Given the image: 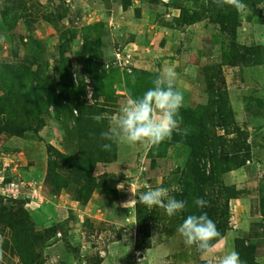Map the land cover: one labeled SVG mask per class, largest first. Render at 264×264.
Returning <instances> with one entry per match:
<instances>
[{
	"label": "rangeland",
	"instance_id": "rangeland-1",
	"mask_svg": "<svg viewBox=\"0 0 264 264\" xmlns=\"http://www.w3.org/2000/svg\"><path fill=\"white\" fill-rule=\"evenodd\" d=\"M108 1L109 4L107 5L104 0H63L61 3L53 2L51 4L46 0H16L14 3L15 11L18 7L19 9L15 14L20 15V18L16 21L13 18L14 15H10L9 18L11 22L14 20L16 28H11L8 34L0 37V43H2L1 65L3 59L14 64H26L31 56H36V52L26 44L30 41L27 35L33 36V39L39 43L38 46H41L40 57L41 62H43L41 73L55 86L59 80L60 66L57 64V54L61 31H70V34H73L72 43L65 52V56L70 57L73 68H81L80 64L76 62L75 54L84 50L85 41H87L91 55L95 57L90 67L97 74H102V72L105 74L102 80L104 94L99 98L103 110L99 116L102 115L101 117H105L108 121L107 130L111 126L112 118L127 99L129 93L141 86H135L137 78V82H139V78L146 77L150 80L149 82H152L155 75H159L168 67L173 68L176 72L178 67L181 69L182 64L193 63L197 60L199 44H197L195 36L188 44L182 40L181 45L178 44L181 52H177V48H174L175 46L169 42H173L172 40L179 42L178 33L175 32L170 36L171 32L167 30V35H160L155 29L151 30V27L155 25L154 13L147 12L145 17L137 16L138 4L134 1L138 2V0H132L131 6L126 10H124V0ZM164 1L162 3L171 2V4L174 1L173 3L182 5L189 12L199 11L207 7L206 0ZM3 5V0H0V7ZM254 9L245 5L238 10V27L232 43H230V37L226 33H222L219 27L212 26L215 33L213 37L216 54L208 65L212 67L214 65L216 67L217 63L219 65L215 71L211 67L208 75L219 69V77L214 74L216 75L215 78L217 81L220 80L221 89L227 93L229 106L241 129L243 127L240 123L242 112L246 107L252 105L253 99L262 100L261 113L264 115V0L260 3L257 2ZM61 11L65 13L64 18L52 26L46 19L52 15L57 17ZM45 17L47 18L45 19ZM139 19L143 21L138 25L135 24ZM204 24L210 25L207 20L204 21ZM194 31V35H198L202 32V27H196ZM146 33L147 35H145ZM132 34H141L137 37L139 43H134L125 49L127 46H124L125 39H128L129 35L133 36ZM142 34L147 39H143ZM20 35L23 36V41L19 39ZM168 40L170 41L168 42ZM241 46L256 47L260 50V62L256 66H245L240 62L233 66L228 64L229 60L227 59L221 58L219 60V53L230 51L229 57L232 58L234 53H238L237 49H240ZM99 55L100 58H98ZM191 55H194L195 58ZM188 68L186 67V70ZM31 69L36 71L37 66L33 65ZM0 70H2L1 66ZM195 71V67H190L188 74L185 72V75L192 77ZM145 72L149 75H146ZM212 77L213 74L210 78ZM2 78L4 79L3 73L0 80ZM73 80L76 85L78 81L74 74ZM83 80L84 95L81 100L86 99L87 104L91 106L94 102L92 97L91 99L88 98L87 89V82L91 84V81L87 76ZM3 82L1 81V83ZM182 83L178 86L184 87L182 93L187 96L185 101L188 104L191 99V85L185 81ZM3 93L4 90L0 84V96ZM248 100H251V103ZM64 110L56 117L53 109L50 108L49 117L44 118L46 123L39 135L45 143L31 141L24 137L0 134L1 204L10 206V201H18L24 198L29 222L33 223L36 231L45 229L52 224L69 222V235L71 237L69 242L73 248L79 249L78 255H76V252L66 248L58 240L60 239L59 234L54 237L53 242H51L52 245L49 244L48 247L42 248L41 261L44 264H91L96 260H101L100 264H209V260L211 264H218V258L223 255L228 244L218 242L209 254H199L194 247H187L184 244L177 231L184 220L183 216L178 213V218L172 221L174 217H168L164 210L158 207L151 208L155 209L158 220L152 222L150 248L139 251L134 247L138 238L135 212L139 203L137 202L139 195L146 191L148 186L152 188L164 187L168 189V194L172 197L174 192L178 193L180 191L179 186L170 183L169 176L175 173L177 169L183 168L184 161L188 156L185 149L181 150L175 146L167 147L164 160L168 162V174L156 179L143 180L140 175L145 171L144 163L146 160L155 157L157 147L146 149L137 146L132 148L115 143L117 149L115 162L98 164L93 171L94 178L103 177L102 175L107 174L124 179L125 182L122 183L124 188L118 190L116 187L117 200L113 205L114 208L103 210L97 206L99 203H105L99 189L94 190L87 199H83L79 203L70 201L64 191L57 189L51 183L49 176L47 146L50 145L54 151L66 155L77 150L75 141L70 142L68 138L69 135L74 134L77 139V132H74L76 125H78L75 120L77 113L75 111L71 115L68 110ZM11 119L18 121L21 126H25L29 120H32L31 117L27 118L18 112L11 116ZM84 126L88 127L87 124L82 123L81 127ZM246 131L248 138H250L253 131ZM216 132L218 136L220 135L227 140L235 137L234 134L232 136L225 135L224 131L219 128ZM81 141L85 142L83 138ZM240 157H245V154H241ZM51 158L54 159V156ZM234 170L236 169L233 167L229 172L223 174L222 182L225 186L235 187V185L229 184L230 181L225 182L226 175L233 173ZM57 172L63 174L61 170ZM7 178L11 181L6 182ZM223 202V199L220 200V205ZM229 204V228L223 237L231 233V238L239 232L232 226L236 227L241 217L239 215L234 216L235 214L231 217L232 212ZM12 206L17 207V204L12 203ZM88 220L91 224L90 228L84 225V222ZM9 235L10 231L0 223V247H2L3 241L8 242ZM229 246L231 247V245ZM0 260L3 262V258Z\"/></svg>",
	"mask_w": 264,
	"mask_h": 264
},
{
	"label": "trees",
	"instance_id": "trees-1",
	"mask_svg": "<svg viewBox=\"0 0 264 264\" xmlns=\"http://www.w3.org/2000/svg\"><path fill=\"white\" fill-rule=\"evenodd\" d=\"M15 1L3 0L4 5L0 7V25H2L0 26V37L8 34L11 28H16L14 20L11 22L9 19L10 15H14L15 21L20 18V15L15 14L19 9L18 7L15 11ZM46 1L51 4L53 2L61 3L63 0ZM151 1L156 2L157 0ZM105 2L107 5L109 4L108 0H104ZM173 2L172 4H165V6L179 8L180 16L173 21L176 27H189L207 20L211 26H217L222 33H226L231 39L230 43L235 39L239 20L238 10L231 7H218L214 0H206V8L189 12L182 5ZM257 2L260 3L262 0H242L244 5L253 9ZM124 3L128 4L129 0H124ZM64 14L61 11L57 17L52 15L48 19L45 17V19L52 26H55V23L64 18ZM22 37L20 35L19 39L21 41H23ZM27 38L30 41L26 44L36 52V56H31L26 64H14L7 59H3L0 65L2 69L0 70V76L3 73L4 77V79L0 80L4 90L3 95L0 96V134L24 137L31 141L45 143L39 133L45 126L44 118L50 115V108L53 109L56 117L65 111L64 109L68 110L71 115L76 111L78 114L75 120L78 125H76L74 132H77V139L74 134L69 135L68 138L70 142L75 141L77 150L66 155L56 150L54 151L50 145L47 146L51 183L57 189L64 191L70 201L76 203L87 199L94 190L99 189L105 199V203H99L97 206L103 210L114 208L113 205L115 200H117L116 187L118 184L124 183V179L107 174L102 175L103 177H93L96 165L112 163L117 158L115 143H112L110 151L101 149L102 144L110 143L101 139V133L107 131L108 121L105 117H102L100 121L93 119L94 116H99L103 110L99 103V98L104 94L102 88L104 72L97 74L90 67L95 57L91 55L87 41H85L84 50H81L82 52L79 54H75L76 62L80 64L81 68L72 67L71 59L65 56V52L72 43L73 34H70V31L63 30L60 34V45L57 54V64L60 66L58 71L59 80L55 86L41 73L43 65L40 57L41 46H38L39 43L33 39V36L27 35ZM128 42L125 39L124 46ZM1 49L2 43H0V52ZM237 50L238 53H234L235 55L232 58L229 57L230 51L219 53V60L221 58L223 60L227 59L229 60L228 64L233 66L238 62L245 66H256L260 62V50L258 48L241 46ZM98 58H100V55ZM33 65L37 66L36 71H32ZM217 66L215 67L214 65L215 68L212 66L204 68V86L195 88L192 99H190L188 104L184 102V107L180 110L183 118L181 126L187 129V134L183 137L173 134L171 140L156 146L155 157L146 160L144 163L145 171L141 173L140 177L143 180H149L168 174V162L164 160L167 147L175 146L181 150H187L188 156L184 161L183 168L177 169L175 173L169 176V182L180 188L178 193L174 192L172 194L173 197L177 200L186 201V208L180 212V216L185 219L190 214L198 215L200 212H207L209 218L215 222L217 229L223 236L229 228V201L237 199L243 194V191L234 186H225L222 182V176L233 167L238 169L244 166L246 160L240 155L248 154L251 151V147L248 142L246 126L244 125L242 129L239 127L235 115L229 106L227 93L221 89L220 80L217 81L215 78L216 75L219 77V69L215 73H211V75L213 74L212 78H210L211 75H208L210 68L212 67L213 71H215ZM73 74L78 81L76 85L73 80ZM145 74L149 75L146 72ZM85 76L90 79L93 88L92 100L94 103L91 106L87 104L86 99L84 101L81 100L84 95L83 79ZM157 76L158 74L152 80ZM1 81L4 82L1 83ZM135 81V86H141L131 92L133 96H140L153 86L147 77L139 78V82H137L138 78ZM250 101L248 100L249 103H251ZM252 101V105L246 107L248 113L253 118L263 115L261 113L262 100L253 99ZM16 112L27 116V118L31 117L32 120H29L25 126H21L18 121H12L11 119V116ZM80 123L81 126L82 123H85L88 127H81L79 126ZM218 128L224 131L225 135L232 136L234 134L235 137L227 140L220 135L218 136L216 132ZM81 138L85 142H82ZM53 156L54 159L51 158ZM59 170L63 174H59L57 172ZM8 181L11 180L7 178L6 182ZM195 198L207 200L209 206L204 209H198L193 204ZM222 199L224 202L220 205V200ZM1 203L0 201V223L4 225L5 229L10 231V235L7 238L8 242L6 240L3 241L2 247H0V258H3V262L9 264H44L41 261V250L44 247H48L49 244L52 245L51 242H53L54 237L59 234L60 239L58 240L66 248L76 252V255H78L79 249L73 248L69 242L71 238L69 235V222L52 224L45 229L36 231L33 223L29 222V215L24 206L26 204L24 198L18 201H10V206H4ZM12 203H16L17 207H13ZM178 215L173 216L172 221H175ZM155 220H158L155 209H149L142 203L137 204L135 221L137 223L138 238L135 241V249L140 251V249L150 248L151 226ZM84 225L89 228L91 226L89 220L85 221ZM214 243L217 244L218 242ZM234 249L239 253L240 259L244 264H259L255 260L254 245L247 243L243 237L235 238ZM3 262L0 260V264H4ZM100 262L101 260H96L91 264H100Z\"/></svg>",
	"mask_w": 264,
	"mask_h": 264
},
{
	"label": "clouds",
	"instance_id": "clouds-1",
	"mask_svg": "<svg viewBox=\"0 0 264 264\" xmlns=\"http://www.w3.org/2000/svg\"><path fill=\"white\" fill-rule=\"evenodd\" d=\"M214 2L218 7H231L236 10L245 7L242 0H214ZM176 80L177 73L173 68L168 67L160 72L152 81L153 86L142 95L133 96L129 93L112 118L110 128L101 133V139L110 142L102 144L101 149L110 151L112 143L150 149L171 140L173 134L185 136L187 129L181 126L183 118L180 114L181 108L184 107V96L176 88ZM101 118V116L93 117L96 121H100ZM123 188L124 184L117 185L118 190ZM137 202L149 209L152 207L163 209L168 217H173L186 208V201L169 196L168 189L164 187L148 186L147 190L139 195ZM193 204L198 209L209 206V202L203 198H195ZM177 231L184 244L187 247H194L201 255L212 252L216 247L214 242L224 240L207 212L188 215ZM218 264H244V262L233 248L218 258Z\"/></svg>",
	"mask_w": 264,
	"mask_h": 264
},
{
	"label": "crops",
	"instance_id": "crops-1",
	"mask_svg": "<svg viewBox=\"0 0 264 264\" xmlns=\"http://www.w3.org/2000/svg\"><path fill=\"white\" fill-rule=\"evenodd\" d=\"M131 2L132 0H129L128 4L125 3L124 10L131 6ZM134 2L138 4V8L136 9L137 16L141 15L145 17L147 16V12L154 13L155 25L151 27V30L155 29L160 35H167V30L171 32L170 36L175 34V32L178 33L179 42L175 40L171 42L168 40L170 44L175 46L174 48H177V52H181L178 44L181 45L182 40L184 43L188 44L195 36L197 44L199 43L197 48L198 55H196L197 60L188 65L182 64L181 69L178 67L175 85L178 90L181 89L180 91L184 92V87H182V85L179 87L178 85L183 84L182 82L184 81L189 83L191 85L190 97L192 99L195 88L204 86L203 70L205 67L210 66L208 64L216 54L213 27L211 25L206 26L204 22H201L189 27L179 28L173 23V21L180 16L179 8L165 6V4H171V2L162 3L165 2L164 0H157L156 2L151 0H138V2ZM160 8H163L164 11L160 10ZM142 21L143 20L139 19L135 24L138 25ZM200 26L202 27V32L198 35H194L195 28ZM147 33L145 35H147ZM132 35L133 36L129 35L127 37L129 42L125 49L134 45V43H139L137 37L141 34ZM145 35H143L144 37L142 36L143 39H147ZM191 57H194V55H191ZM189 66L195 67L196 69L192 77L190 75H185V72L188 74ZM186 67L189 68L186 70ZM185 98H187V96H184V102L186 104ZM241 117L240 123L243 127L245 125L246 130L253 131L251 137L249 136L250 138H248L250 146L251 144L253 145L251 146V151L243 157L246 160L245 165L234 170L233 173L226 175L227 179H225V182L230 181L229 184L235 185L237 189L243 191V194L237 199H232L229 202L232 212L231 217L234 214V216L239 215V217H241L237 222L238 225L236 227L232 226L234 229L239 230V232L235 237L233 236L231 238L230 233V235L224 237V240L220 241V243L223 242L226 245L228 244L226 250L223 252L224 254L229 249L231 250L234 248L235 238L243 237L247 243L254 245L256 262L264 264V115L253 118L252 115L248 113L247 108H245ZM236 121L238 122L237 119ZM229 245H231V247ZM208 263L211 264L209 260Z\"/></svg>",
	"mask_w": 264,
	"mask_h": 264
},
{
	"label": "built area",
	"instance_id": "built-area-1",
	"mask_svg": "<svg viewBox=\"0 0 264 264\" xmlns=\"http://www.w3.org/2000/svg\"><path fill=\"white\" fill-rule=\"evenodd\" d=\"M87 89H88V98L91 99L93 89H92L91 84L89 82H87Z\"/></svg>",
	"mask_w": 264,
	"mask_h": 264
}]
</instances>
